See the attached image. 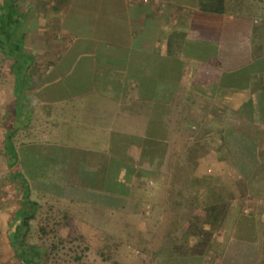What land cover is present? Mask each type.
<instances>
[{
  "label": "rangeland",
  "instance_id": "rangeland-1",
  "mask_svg": "<svg viewBox=\"0 0 264 264\" xmlns=\"http://www.w3.org/2000/svg\"><path fill=\"white\" fill-rule=\"evenodd\" d=\"M35 1L38 3L34 4L33 13L41 26L38 33L27 34L25 40L26 51L33 53L39 61L33 63L30 71L32 87L27 90L33 115L19 129L14 140L18 149L29 146L24 152L31 154V146H36L42 156L38 158L35 152V159L28 157L23 168L20 165L9 167L8 155L2 151L7 130L13 127L11 118L15 115L16 99L14 81L9 74L12 60L6 59L0 51V264H20L9 236L21 207V186L17 180L5 176L20 168L24 172L29 171V167L32 170L31 164L34 171L29 176L36 177L30 180L31 197L40 203V208L32 221L29 241L51 248L48 264H162L176 246L184 247L196 241L184 233L188 224L199 219L200 225L211 227L214 233L212 245L218 249L229 237L234 218L239 213L259 216L260 238L264 246V126L235 112L227 102L218 104L204 99V107L198 109L199 112L188 109L186 113L182 108L181 115L177 113L179 107H173L169 137L164 141L165 145L151 149L152 164H142L138 149L126 139L145 136L146 130L140 129L145 124H139V129L134 131L124 129L131 126L129 123L123 128L118 124L116 127L121 129L101 133L74 127L64 121L68 116H55L51 109L43 107L42 100L36 95L43 73L47 74L50 69L49 65H43L44 56L58 46L57 36L52 31L58 29L60 19L41 18L58 3ZM228 1L227 12L258 20L255 23L263 28L260 32L264 39V0ZM30 3L31 0H20L18 6L25 12ZM27 22L28 27L23 24L26 31L34 26L30 18ZM65 41L68 42L66 37L61 38L62 43ZM70 78L62 79L58 88H63ZM22 114L25 120L26 116ZM198 144H201L198 153L202 160L192 170L189 167L194 162L189 158L188 148ZM74 148L91 151L89 155L86 151L80 152L79 158L88 162L95 157L92 162L100 163L97 170L104 175L107 173L103 162L107 155L119 164L117 178L125 181V185H118L116 189L126 191L127 205L101 204L92 188L81 185L84 173L76 171L72 173L74 177H69L60 168L53 167L55 154L63 158L72 149L78 154ZM45 157L52 161L48 163ZM125 166L134 169L132 175L125 171ZM136 170L146 172L138 177ZM96 188L99 191L96 194L104 199L108 191L111 193L106 186ZM215 201H224L229 208L228 216L222 222L219 209L211 207ZM244 225L245 221L238 223L236 231L243 233ZM234 244L238 246V242ZM234 253L241 255V250L233 252L231 249L230 264H240ZM245 257L244 264H253V256ZM210 258L208 264H215V253Z\"/></svg>",
  "mask_w": 264,
  "mask_h": 264
},
{
  "label": "crops",
  "instance_id": "crops-1",
  "mask_svg": "<svg viewBox=\"0 0 264 264\" xmlns=\"http://www.w3.org/2000/svg\"><path fill=\"white\" fill-rule=\"evenodd\" d=\"M53 2L58 5L41 18L61 20L52 31L58 46L54 43L44 56L43 65L50 69L43 73L36 95L52 114L68 116L64 121L84 131L118 130L116 126L125 123L131 124L124 128L128 131L139 129V124L146 130L161 107L158 114L168 117L165 129L170 130L173 107L199 112L208 99L205 85L225 71L264 58L263 28L253 18L204 11L200 0ZM40 23L27 34L37 32ZM173 31L184 34L178 56L169 53L167 44ZM65 37L68 42L62 43ZM67 76L71 78L59 89ZM253 85L264 91V71ZM230 95L228 91L226 97ZM237 242L231 237L230 243Z\"/></svg>",
  "mask_w": 264,
  "mask_h": 264
},
{
  "label": "trees",
  "instance_id": "trees-1",
  "mask_svg": "<svg viewBox=\"0 0 264 264\" xmlns=\"http://www.w3.org/2000/svg\"><path fill=\"white\" fill-rule=\"evenodd\" d=\"M19 1L20 0H2L0 3V51L4 53L6 59L12 60L9 74L14 81L13 91L16 99V105L14 106L15 115L11 118L13 127H9L7 130L2 151L8 155L7 165L9 167L20 165V167L23 168L27 163L28 157L31 156L32 160L33 158L35 159V152L38 158L42 155L38 152L36 146H31V154H29V151L24 152L25 147L29 146H22L18 149L14 140L19 129L23 127L25 122H29L33 115V107L27 96V90L32 87L33 79L30 71L36 58L33 53L26 51L25 40L28 30L26 31L24 29L23 24L26 23L28 27V18H30L32 24L36 25V23H38L36 22L37 20L33 10L34 4L36 2L38 3V1L31 0L30 7L25 12L20 10L18 6ZM228 3V0H200V7L207 12L225 13L228 10ZM59 22L61 23V20ZM183 43L184 34L179 31H173L167 39L169 53L178 56L179 53L182 52L181 48ZM177 45L179 46L178 52L177 49H174ZM263 71L264 58L257 60L251 65L233 71H225L217 81L209 85L207 84V86L205 85L203 90L205 98L211 101L213 100L218 104L227 102L235 112H239L240 114L243 113L246 117L250 118L251 121L263 124L264 91L253 85V81L256 80ZM228 91L231 94L229 98L226 97ZM160 110H162V107L156 109V115L154 116L155 123L149 125V128L146 129L145 136H131L126 138L130 145L135 147L136 150L138 149L139 159L142 164H152L154 157L150 153L151 149L160 148L162 145H165L164 141L169 137V130L167 128L165 129V127H167L168 117L166 116L164 119L161 114H158ZM22 113L26 116L25 120L22 118ZM177 113L181 115L182 108L178 110ZM180 118L178 121H180ZM121 135L125 137L123 134ZM200 146L201 144H198L195 147L188 148L189 158L194 162L192 166L189 167L192 168V170H195L202 160V156L198 153V147ZM72 150L63 158H59L58 155L55 154L54 157H52L53 167H55V169L60 168V170L64 171L65 175L67 174L69 177H74L72 173L76 171L84 173V176L81 178V185L85 184L86 187L92 188L101 204L112 207H123L127 205L129 198L126 191H119L116 189L118 185H125V181L117 178V173L120 171L119 164L117 165V162L113 161L112 158L107 155L105 162H103L105 163V171L107 173L104 175L97 170L100 163L92 162L95 157L88 162H83L82 158H79L81 153H85L86 151L89 155L91 151L77 148L75 151H78V154H75ZM92 156H94V154ZM101 158H103V155H101ZM46 159L48 163L52 161L51 159ZM125 167V171H129L130 175H132L134 169L130 166ZM22 168L9 171L5 176L7 179L18 181L19 186H21L22 197L20 201L21 207L16 213V222L13 224L14 227L9 236V240L20 264H48L51 260V248L29 241L32 221L36 219V215L40 208V203L31 197L32 188L30 180L31 178L36 179V177L32 174L30 178L29 173H33L34 165L31 164L32 170H30L29 167V171L27 172H24ZM145 172V170H139L137 171V176L142 177ZM99 173L103 175H99ZM61 177L64 179L63 175H61ZM103 178H105V181ZM104 182L106 185H104ZM98 186L101 188L106 186V188L111 191V193L109 191L107 192L106 199H104L102 195L96 194V192H99L96 188ZM211 207L219 209V214L222 215L221 222L222 220H226L229 208L224 201H215L211 204ZM196 217L198 218L199 214L196 215ZM234 221L231 231H229V237L224 245L218 249L214 248L212 245L214 233L211 227L200 225L199 219L195 223L192 222L188 224L184 229V233L193 236L196 241L184 247L182 245L179 247L176 246L173 254L171 253L167 258L165 257L162 264H208L211 261L210 255L212 253H215V264H230L231 259L228 257L231 249H233V252H235V250H241V255H236L234 253L235 256L240 259L241 263H243V259L246 255L249 256V258L253 256V264H264V246L261 244V235L259 234L260 229L257 226V218L253 215L239 213L234 218ZM241 221H245L243 228L245 232L238 233L236 227L238 228V223H241ZM43 230L45 229L43 228ZM231 237H236L238 246L233 247V244L230 243ZM242 252H245V255Z\"/></svg>",
  "mask_w": 264,
  "mask_h": 264
},
{
  "label": "built area",
  "instance_id": "built-area-1",
  "mask_svg": "<svg viewBox=\"0 0 264 264\" xmlns=\"http://www.w3.org/2000/svg\"><path fill=\"white\" fill-rule=\"evenodd\" d=\"M146 1H147V0H146ZM255 21H256V22H258V20H257V19H256Z\"/></svg>",
  "mask_w": 264,
  "mask_h": 264
}]
</instances>
